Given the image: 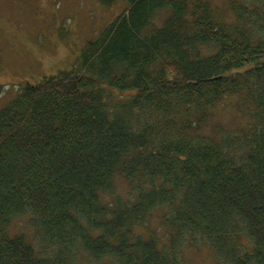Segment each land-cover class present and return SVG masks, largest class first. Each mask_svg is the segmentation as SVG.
I'll use <instances>...</instances> for the list:
<instances>
[{"label": "trees", "instance_id": "16d2710c", "mask_svg": "<svg viewBox=\"0 0 264 264\" xmlns=\"http://www.w3.org/2000/svg\"><path fill=\"white\" fill-rule=\"evenodd\" d=\"M124 1L81 71L0 109V264H185L197 239L264 264V0ZM231 96L246 124L205 133ZM117 178L130 198L106 201Z\"/></svg>", "mask_w": 264, "mask_h": 264}, {"label": "rangeland", "instance_id": "374dc122", "mask_svg": "<svg viewBox=\"0 0 264 264\" xmlns=\"http://www.w3.org/2000/svg\"><path fill=\"white\" fill-rule=\"evenodd\" d=\"M221 1L212 0L217 4ZM127 7L124 0L110 5L100 0H0V109L7 106L25 82L36 83L76 66L81 71L86 43L98 38ZM237 105L236 97H225L214 107L212 120L203 131L208 133L213 124L229 129L244 126L246 119L240 116ZM115 196L130 198L125 179L117 178L115 195L104 198L112 201ZM30 218L29 214H22L12 221L10 230L35 242ZM157 224V219L152 221L153 227ZM195 243L197 246L186 243L182 247L185 264H218L213 251L201 239ZM79 264L94 263L84 259ZM97 264L117 263L106 257Z\"/></svg>", "mask_w": 264, "mask_h": 264}]
</instances>
